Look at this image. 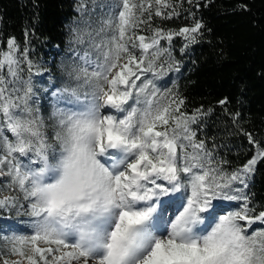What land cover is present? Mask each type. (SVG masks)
<instances>
[{"label": "snow or ice", "instance_id": "1", "mask_svg": "<svg viewBox=\"0 0 264 264\" xmlns=\"http://www.w3.org/2000/svg\"><path fill=\"white\" fill-rule=\"evenodd\" d=\"M109 7L98 21L81 9L76 42L87 47L68 85L52 86L64 107L51 132L31 106L41 72L29 50L14 37L0 49V212L31 225L30 235L0 237V264H264V208L243 191L264 143L245 133L254 155L225 170L192 128L207 113L185 112L182 97L156 85L173 67V37L184 51L202 23L153 27V16L179 15L169 0ZM224 201L240 204L221 214Z\"/></svg>", "mask_w": 264, "mask_h": 264}, {"label": "trees", "instance_id": "2", "mask_svg": "<svg viewBox=\"0 0 264 264\" xmlns=\"http://www.w3.org/2000/svg\"><path fill=\"white\" fill-rule=\"evenodd\" d=\"M169 2L177 5L179 15L171 19L153 16V27L179 30L199 21L203 28L196 42L189 43L184 51L181 48L185 39L173 37V67L156 80V85L162 92L170 89L182 97L185 112L201 109L207 113L192 125L196 139L203 140L216 161H226L223 167L232 171L255 153L245 133L264 143V0ZM114 3L115 0H0V49L6 50L7 40L14 37L21 52L29 50L33 73L41 72L31 76L35 93L31 106L49 132L53 111L64 107L52 101V86L68 85V72L79 63L78 53L87 47L76 42L82 18H88L81 9L87 6L92 19L98 21L113 11L109 6ZM162 46L169 44L165 40ZM22 76L29 79L27 65ZM4 179L0 177V183ZM243 191L251 197L257 212L264 208V160L258 161L249 187ZM6 193L7 190L3 194ZM239 204L240 201H224L218 211L224 214V210H234ZM0 216L4 217L0 220V237L30 234L27 216H17L14 211L11 218L6 212H0ZM3 243L0 239V245Z\"/></svg>", "mask_w": 264, "mask_h": 264}, {"label": "rangeland", "instance_id": "3", "mask_svg": "<svg viewBox=\"0 0 264 264\" xmlns=\"http://www.w3.org/2000/svg\"><path fill=\"white\" fill-rule=\"evenodd\" d=\"M52 101L55 103V101H54V99L52 98ZM8 193H6L5 195H7ZM30 234H31V232H30ZM30 234H28V235H30ZM17 257H15V258H13V259H16Z\"/></svg>", "mask_w": 264, "mask_h": 264}]
</instances>
